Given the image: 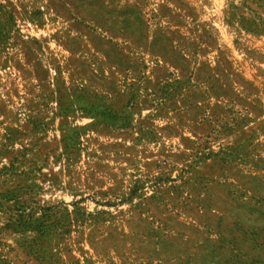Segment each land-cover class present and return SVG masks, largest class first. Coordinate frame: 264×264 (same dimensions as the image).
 I'll return each mask as SVG.
<instances>
[{"label": "rangeland", "instance_id": "374dc122", "mask_svg": "<svg viewBox=\"0 0 264 264\" xmlns=\"http://www.w3.org/2000/svg\"><path fill=\"white\" fill-rule=\"evenodd\" d=\"M0 264H264V0H0Z\"/></svg>", "mask_w": 264, "mask_h": 264}]
</instances>
